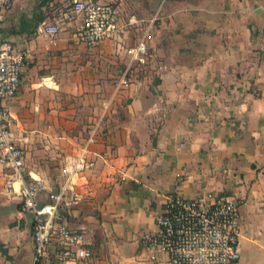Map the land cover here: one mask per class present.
Listing matches in <instances>:
<instances>
[{
	"label": "crops",
	"instance_id": "1",
	"mask_svg": "<svg viewBox=\"0 0 264 264\" xmlns=\"http://www.w3.org/2000/svg\"><path fill=\"white\" fill-rule=\"evenodd\" d=\"M117 1L121 30L94 48L70 39L78 18L67 17L66 0H14L4 14L0 33L24 55L19 90L3 104L25 178L43 181L45 200L94 128L91 165L64 206L69 227L92 239L94 264H170L162 253L150 260L139 236L155 229L172 193L240 200L234 264H264V0H164L147 64L113 94L127 61L119 48L145 27L129 17L147 20L162 0ZM43 22L59 25L57 45ZM12 175L0 165V188ZM52 250L36 264H57ZM0 264H35L32 217L5 190Z\"/></svg>",
	"mask_w": 264,
	"mask_h": 264
},
{
	"label": "built area",
	"instance_id": "2",
	"mask_svg": "<svg viewBox=\"0 0 264 264\" xmlns=\"http://www.w3.org/2000/svg\"><path fill=\"white\" fill-rule=\"evenodd\" d=\"M163 2L147 20L129 17V24L140 21L145 27L134 45L119 48L127 61L113 83V94L129 86L128 75L134 65L147 64L151 32ZM13 3L14 0H0V22ZM121 15L116 1L72 0L67 17L76 16L78 22L70 39L74 44L97 47L120 32ZM40 31L49 37L52 45H57L60 27L56 22H43ZM23 68L22 51L0 33V165L11 169L13 174L6 177L0 193L5 190L18 194L22 211L32 217L35 264L47 255L49 246L53 247L51 257L57 264H94L92 239L84 229L69 227L64 206L68 192L73 189L74 177L91 165L86 151L95 141L96 130L91 129L59 188L48 190L46 199L41 200L43 181L32 172L27 174L29 179L25 178L23 150L14 142L10 131L14 117L3 104L19 90ZM108 104V101L104 103V110ZM240 203L234 197L210 201L205 196L186 198L179 193L168 194L155 229L140 234V243L150 260H157L162 253L170 264H234L240 258Z\"/></svg>",
	"mask_w": 264,
	"mask_h": 264
},
{
	"label": "rangeland",
	"instance_id": "3",
	"mask_svg": "<svg viewBox=\"0 0 264 264\" xmlns=\"http://www.w3.org/2000/svg\"><path fill=\"white\" fill-rule=\"evenodd\" d=\"M105 1V0H104ZM114 1H116V2H119V1H117V0H114ZM71 2H72V0H66V6H61V8H69L70 7V5H71ZM159 2H160V0H159ZM55 8H57L59 11H60V7L59 6H56ZM54 9V8H53ZM58 12V11H57Z\"/></svg>",
	"mask_w": 264,
	"mask_h": 264
},
{
	"label": "trees",
	"instance_id": "4",
	"mask_svg": "<svg viewBox=\"0 0 264 264\" xmlns=\"http://www.w3.org/2000/svg\"><path fill=\"white\" fill-rule=\"evenodd\" d=\"M43 1H46V0H43Z\"/></svg>",
	"mask_w": 264,
	"mask_h": 264
}]
</instances>
